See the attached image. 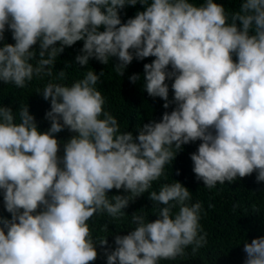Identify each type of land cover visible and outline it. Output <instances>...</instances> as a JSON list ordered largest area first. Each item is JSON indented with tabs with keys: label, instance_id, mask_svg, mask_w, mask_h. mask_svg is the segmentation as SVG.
Returning a JSON list of instances; mask_svg holds the SVG:
<instances>
[{
	"label": "clouds",
	"instance_id": "9594fccd",
	"mask_svg": "<svg viewBox=\"0 0 264 264\" xmlns=\"http://www.w3.org/2000/svg\"><path fill=\"white\" fill-rule=\"evenodd\" d=\"M137 3L144 10L122 23L120 10ZM228 20L224 6L213 0L200 6L189 0H0V41L6 26L15 41L0 47V81L24 88L34 76H51L64 47L83 40L75 58L80 66L90 58L107 65L116 57L121 76L134 58L130 49L139 60L155 57L144 65L145 89L167 101L165 81L174 77L177 103L160 122L144 124L135 139L103 110L104 97L95 87L103 72L88 71L70 87L51 82L44 87L43 98L51 102L46 132L38 131L28 107L20 110V123L11 107H0V189L11 213V220L0 217V264L95 261L87 221L98 212L118 218L134 200L128 195L110 200L107 193L123 188L139 197L176 157L173 147L181 150L198 139L193 172L209 189L253 172L264 181V0H243ZM38 42L36 59L31 49ZM65 127L78 135L64 145L61 160L53 134ZM190 198L180 182L152 191L149 199L166 206L152 222L133 215L134 231L115 237L107 264H158L183 256L188 246L193 252L203 247L202 205L189 206ZM99 244L106 246L107 239ZM244 251L245 264H264V237L246 242Z\"/></svg>",
	"mask_w": 264,
	"mask_h": 264
},
{
	"label": "trees",
	"instance_id": "16d2710c",
	"mask_svg": "<svg viewBox=\"0 0 264 264\" xmlns=\"http://www.w3.org/2000/svg\"><path fill=\"white\" fill-rule=\"evenodd\" d=\"M151 2L152 0H146V4ZM189 2L200 6L206 0H189ZM213 2L224 6L229 17L228 22L231 23L232 14L240 10L243 0H213ZM143 10L144 5L140 3L134 7L126 6L120 10L121 22L126 23L128 19L134 18L137 12ZM237 25L242 28L239 22ZM99 30L104 31V27L101 26ZM83 43L84 41L81 40L70 47H64V51L58 55L51 67V76L44 74L40 77L34 76L32 81L26 82L24 88L0 81V107H11L16 123H20V110L28 107L30 115L35 118L38 131L46 132L51 127L50 119L46 118V113L51 110V102L50 99L46 101L43 98L44 87L50 82L70 87L76 81L82 80L88 71H94L97 75L103 72L95 85L105 100L103 110L117 119L121 133L131 132L134 139L138 137L144 124L160 122L165 112L170 114L177 108L172 89L174 77L165 81L169 88L167 101L160 97L149 96L145 89L144 65L152 63L155 57L139 60L135 58V50L130 49L134 58L121 76L115 71V64L119 63L116 57L109 58L107 65L90 58L88 65L80 66L75 58L82 54ZM4 44H15L12 30L7 26L0 47ZM56 46H60L59 42ZM31 50L37 53L36 59H39V42ZM233 60H237L235 54ZM31 63L35 66L36 60H32ZM62 70L65 73L63 78L59 75ZM166 71H173L171 65ZM134 74L139 76L135 83L129 79ZM165 103L169 104L167 109L163 107ZM212 131L214 134V130ZM53 135L59 142L57 155L62 160L65 154L64 145L78 133L65 127ZM200 143L202 141L198 139L182 145L181 150L173 147V151L177 153L176 157L166 163L164 174L157 181H153L152 187L139 197H131V193L125 192L123 188L120 190L113 188L107 193L110 200L115 195H128L134 200L129 202L122 210L124 214L118 218H113L106 212H98L87 221L98 253L97 259L90 264H107L106 250L107 252L115 250V237L134 231L136 223L132 219L133 215L144 216L146 222L155 221L160 209L166 205L150 200V193L152 191L158 193L162 185L176 182H180L189 190L191 198L186 202L189 206L197 202L201 203L199 223L207 233V243L195 252L193 246H188L183 256H178L175 260H160L158 264H245L247 254L244 251V244L250 243L254 238L264 237V181L258 182L257 173L253 172L249 176L238 177L231 183L217 182L214 188L209 189L193 172L191 155L197 153ZM60 166L63 167V164ZM172 203L175 202H170ZM42 210L43 206L38 208L37 212ZM178 211V206L172 209L173 218ZM0 217L11 220V213L7 212L5 207L3 189H0ZM104 239H107V245L101 246L99 243Z\"/></svg>",
	"mask_w": 264,
	"mask_h": 264
}]
</instances>
